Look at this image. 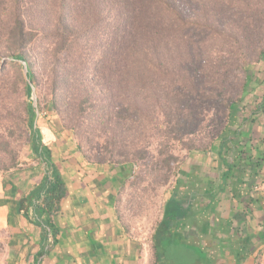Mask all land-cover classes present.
I'll use <instances>...</instances> for the list:
<instances>
[{"label":"trees","instance_id":"trees-1","mask_svg":"<svg viewBox=\"0 0 264 264\" xmlns=\"http://www.w3.org/2000/svg\"><path fill=\"white\" fill-rule=\"evenodd\" d=\"M5 3L12 10L7 17L0 13V34L10 43L3 55L7 61L0 65V177L22 168L19 152L13 149L17 141L28 146L33 159L47 167L41 182L22 196L16 207L17 214L41 230L35 264L59 241L61 230L54 217L68 194L65 179L37 126L36 110H41V101L37 99L35 108L30 100L32 86L38 89L40 84L35 58L30 54L39 40L49 44L37 56L51 76L50 104L60 117L71 113L67 129L78 137V151L91 164L108 163L119 170L123 181L116 206L127 180L140 177L135 169L147 158L153 138L162 139L150 172H162L164 186L177 182L178 157L171 142L194 133L204 102L221 100L228 111L229 123L218 145L219 156L228 167L224 181L233 171L239 172L237 178L242 182L243 168L251 169L255 176L263 168L261 158L241 157L247 145L236 146L235 140L243 131L240 126L232 129L240 115L238 103L224 96L217 68L208 61L206 75L199 74L207 66L201 64L200 50L192 47L193 31L197 29L202 35L208 30L219 32L214 27L219 25L218 15H214L208 0H3L0 6L4 11ZM198 54L200 60L195 57ZM22 62L27 65V75ZM11 72V79L7 78ZM258 113L264 114V93L242 123ZM96 136L104 138L101 153L93 142ZM250 140H255L252 135ZM184 142L188 151L200 150L193 139ZM232 153L237 157L234 163L224 157ZM256 183L252 179L248 184L253 189ZM178 202L170 198L152 235L155 264H162L166 256H175L173 248L179 247L173 234L178 229ZM117 214L122 220L118 207ZM182 247L197 252L195 246Z\"/></svg>","mask_w":264,"mask_h":264},{"label":"crops","instance_id":"crops-1","mask_svg":"<svg viewBox=\"0 0 264 264\" xmlns=\"http://www.w3.org/2000/svg\"><path fill=\"white\" fill-rule=\"evenodd\" d=\"M40 128L43 142L52 151L65 179L68 194L54 217L61 230L59 241L37 264H155L152 235L171 197L179 201L178 229L173 232L179 247H175V256H166L162 264H264L262 200L248 184L252 179L257 182L260 172L255 176L241 162L242 182L235 171L224 181L228 167L219 156L218 147L211 152L187 154L177 182L168 191L161 217L145 243L126 229L117 214L115 199L123 181L119 170L108 163L87 162L70 135L58 128ZM44 130L48 131L47 141ZM251 135L241 144L247 145L243 150L254 147ZM250 154L246 157L256 160ZM231 155L224 157L234 163L237 157ZM241 157L245 158L244 154ZM39 165L40 170L22 167L0 177V228L8 233L11 264H35L41 247L40 228L16 211L18 200L43 179L46 165ZM184 245L195 246L197 252H187Z\"/></svg>","mask_w":264,"mask_h":264},{"label":"rangeland","instance_id":"rangeland-1","mask_svg":"<svg viewBox=\"0 0 264 264\" xmlns=\"http://www.w3.org/2000/svg\"><path fill=\"white\" fill-rule=\"evenodd\" d=\"M2 1L0 0V4ZM208 2L214 15L215 13L218 15L219 25H214V27H217L220 33L208 30L204 31L202 35L197 29H194L195 41L192 47L195 51L200 50L201 61H203L201 64L207 66L200 69L199 74L203 77L206 75L209 69L208 61L213 63L212 68H217L219 80L221 78L219 86L224 87V96L232 97L238 103L240 115L232 124V129L240 126L245 135L236 138V144L241 146L243 142L249 140L248 134H253L255 140L252 147H254H250L248 151L244 150V157L251 153L250 155H254L255 159L261 158L264 165V114L251 115L249 122L242 123L241 121L245 115H250L256 109L264 93V0H208ZM5 5H7L5 11L0 6V13H3L1 14L4 15L3 17H7L6 15L12 10L9 3H5ZM5 5H2V7H5ZM33 7L37 8L35 5ZM194 8L199 11L196 4ZM9 44L6 36L0 34V65L7 61V57L3 55ZM48 45V43H42V40H39L35 45H32L30 51V54L36 59L34 61L40 82L38 89L34 87L36 98L42 104L41 110H36L39 113L37 126L39 129L46 126L58 128L61 133L70 135L71 140L76 145L78 137L73 130L67 129V125L71 124L69 118L71 113H65L60 117L50 104L51 76L44 68L43 59L37 56L38 51L43 52V49H48ZM195 57L200 60L199 54ZM11 76L12 72L10 75L7 74L6 77L11 79ZM245 84L248 85L246 88ZM30 100L33 101V95ZM213 102L214 104L204 102L200 105L198 110L200 119L191 136L184 135L175 142H171L174 144V153L178 157V163H175V172L180 171L187 154L191 152H211L218 147L219 136L229 123L228 111L222 106L221 100ZM80 120L85 121L86 119L81 118ZM82 126L84 128L85 124H82ZM44 134L47 141L48 131L44 130ZM83 136L84 134L80 135V138L82 139ZM161 139H152L147 158L140 160L135 169L136 174L140 177L136 179L134 176L127 180L121 193H119L117 204L120 216L130 228L132 235L145 243L150 240L161 217L163 204L170 189V186L161 184L163 182L160 178L162 172H150L153 170L150 167L152 162H155L158 158L160 148L157 146ZM190 139H193V143L200 150L188 151L186 149L184 141ZM103 141L104 138L102 137L96 136L93 139L99 153H101L99 147L104 143ZM24 145L18 143V141L13 144V149L19 152L20 167L28 169L37 167L40 170L42 165H39V162L33 159L29 147ZM36 162H38V165ZM129 168L131 169L130 166ZM129 168L127 169L129 170ZM263 171L264 166L261 170L259 169L260 175L255 184V187L263 189L256 192L263 203V205L260 204L261 209H263L262 215H264ZM9 248L8 233L5 228H0V264H11ZM173 249L175 250V248Z\"/></svg>","mask_w":264,"mask_h":264},{"label":"water","instance_id":"water-1","mask_svg":"<svg viewBox=\"0 0 264 264\" xmlns=\"http://www.w3.org/2000/svg\"><path fill=\"white\" fill-rule=\"evenodd\" d=\"M23 63V65H24V73H25V75H27L28 74V68H27V65H26V63L25 62H22ZM32 95H33V106L35 107V108H37V98H36V95H35V88H34V86H32ZM37 112V116L39 115V113H38V111H36Z\"/></svg>","mask_w":264,"mask_h":264},{"label":"built area","instance_id":"built-area-1","mask_svg":"<svg viewBox=\"0 0 264 264\" xmlns=\"http://www.w3.org/2000/svg\"><path fill=\"white\" fill-rule=\"evenodd\" d=\"M260 190H263V189H260V188H258V187H255V192H259Z\"/></svg>","mask_w":264,"mask_h":264}]
</instances>
